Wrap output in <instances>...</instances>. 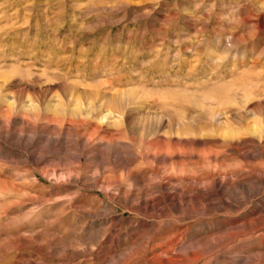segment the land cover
Masks as SVG:
<instances>
[{"label":"rangeland","instance_id":"rangeland-1","mask_svg":"<svg viewBox=\"0 0 264 264\" xmlns=\"http://www.w3.org/2000/svg\"><path fill=\"white\" fill-rule=\"evenodd\" d=\"M263 210L264 0H0V264L263 260Z\"/></svg>","mask_w":264,"mask_h":264},{"label":"bare ground","instance_id":"bare-ground-1","mask_svg":"<svg viewBox=\"0 0 264 264\" xmlns=\"http://www.w3.org/2000/svg\"><path fill=\"white\" fill-rule=\"evenodd\" d=\"M251 221L255 222V225H254V227L252 229H249V231L250 232H253V231H256L257 232V230L260 227L259 224H261L264 221V214H260L255 219H253V220L251 219L249 221H246V222L242 223V225L240 227H243L244 230L241 231V232H239L237 235L243 236V235L247 234L245 228H247V224H249ZM253 222H252V224H253ZM209 246L211 247L212 245H209ZM262 255L263 254L261 252L249 251L247 253V255H238V256L236 255V256L239 259V261H237L238 264H264V259L263 260L261 259L262 258ZM198 256H199L198 253H194L193 254V258L194 259H197Z\"/></svg>","mask_w":264,"mask_h":264}]
</instances>
